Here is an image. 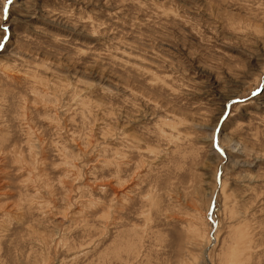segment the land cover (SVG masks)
Masks as SVG:
<instances>
[{"label": "rangeland", "instance_id": "1", "mask_svg": "<svg viewBox=\"0 0 264 264\" xmlns=\"http://www.w3.org/2000/svg\"><path fill=\"white\" fill-rule=\"evenodd\" d=\"M12 12L13 40L0 55V125H8L0 127V153L9 155L0 159L14 179L0 185V222L12 224L10 235L28 237L21 264H64L77 248L87 255L73 264H124L133 253L151 260L147 238L158 231L152 209L177 178L184 188L172 198L170 223L183 228L169 231L164 255L172 264H211L224 241L218 229L225 207L246 204L255 213L264 201V157L245 151L239 138L221 141L227 149L221 156L205 131L229 96L242 101L232 108L230 136L237 125L264 115L251 97L258 83L264 87V0H22ZM21 34L34 41L24 66L8 58ZM145 85L156 97L147 107ZM161 95L170 107L159 103ZM69 101L96 117L88 143L98 151L88 162L103 168L96 179L105 181L97 185L105 193L93 190L102 203L90 210L50 184L84 148L83 117L72 124L63 111ZM70 137L77 142L65 143ZM185 143L188 150L177 147ZM165 144L171 152L161 154ZM69 187L75 192L65 182ZM186 195L197 205L203 197L206 207L211 200L208 220L206 207L185 206ZM235 228L242 238L241 225Z\"/></svg>", "mask_w": 264, "mask_h": 264}, {"label": "clouds", "instance_id": "2", "mask_svg": "<svg viewBox=\"0 0 264 264\" xmlns=\"http://www.w3.org/2000/svg\"><path fill=\"white\" fill-rule=\"evenodd\" d=\"M108 2V0H106ZM125 0H121L123 4ZM128 3L139 4L140 0H127ZM141 7L147 8L148 5H141ZM123 10V9H121ZM123 23L122 20L118 21ZM138 23V22H137ZM118 30V29H117ZM33 38L21 34L16 50L8 54V58L24 66L30 62V59L34 56L33 51ZM27 58V59H26ZM162 67V66H161ZM174 67V66H173ZM169 79H171L169 77ZM147 83V82H146ZM131 89H129L130 91ZM144 104L147 105L155 102L156 97H153L152 91L146 85L142 90ZM159 103L170 107V98L164 95L159 96ZM75 101L66 102V107L63 109L65 115L71 116L70 123L75 124L76 116L83 117L84 132L80 138L84 141V148L82 150L76 151L71 154L72 163L68 166L69 170L60 178V180L51 181L50 184H54L63 193L69 196L75 197L70 203H83L89 210L95 206L102 203L98 196H94L93 190L97 193L103 195L105 189L103 187H97V185H102L105 183L104 180H97L96 177L103 173V168H97L93 164L88 162V158L97 152V147L88 143L91 138L90 128L96 123V117L91 111H79V105L73 107ZM2 109H0V115H4ZM137 116L140 115L139 112L136 113ZM129 119L132 117L129 116ZM44 119V117H41ZM5 129L8 128L7 123L0 125ZM64 131V129H58L59 132ZM145 132L149 133V139L151 137V132L149 129H145ZM9 131L4 134V139L7 138ZM65 135H68L65 133ZM232 138H239L242 148L250 154H257L264 157V115L259 117L253 116V119L248 125H237L233 130ZM185 139H190L186 137ZM77 141L75 137H70L65 140L67 144H75ZM43 143H40L41 151H43ZM97 145H102V141H96ZM184 150L189 149V144L185 143L182 146ZM171 152L168 145H164L160 151L161 154H165V150ZM2 156H8L9 153H0ZM32 156L35 154L32 153ZM43 162V161H42ZM103 162V156L101 159L96 161V164H101ZM7 161L5 159H0V185L4 182H11L14 177L11 175L12 169L6 166ZM195 164V161L189 162L187 167L191 168ZM54 168H59L61 165L53 164ZM151 174V173H150ZM89 177L91 179H89ZM65 182L69 185L75 186V192L71 190V187L65 188ZM173 186L177 190L173 192ZM184 188L183 183L177 178L172 182V185L164 186L159 193V200L157 206L152 209L154 220L158 225V231L155 235L149 239V243L146 246V255H151V260L142 259L137 253H133L134 259H129L124 261V264H172L171 261L164 255V248L162 241L167 239L168 233L172 229H182L183 224L179 221L175 223H170L173 221L174 217L171 214L173 204V196L179 198V192ZM83 194V195H82ZM106 198V197H105ZM58 199L63 203L65 200L64 196L58 197ZM113 204L116 203V198H113ZM184 203L186 207L195 208L199 206L200 208H205L206 204L203 201V197L200 198L199 205L196 204L194 197L185 196ZM51 207V205L49 206ZM199 215V214H197ZM221 226L218 232L224 234L223 244L218 250L214 252V256L211 260V264H264V201L261 202V206L258 212L253 213L250 206L246 204L240 205H229L221 213ZM239 223L243 229V236L240 239H236L235 225ZM12 228V224L5 219L0 222V264H21V248L24 246V241L28 240L26 236L10 235L9 229ZM69 228L67 231H71ZM201 231L206 232L207 229L201 220ZM61 238L65 234V230L61 229L59 231ZM56 236L53 235L51 239L55 240ZM37 244L43 243L42 241H37ZM87 247V244H85ZM139 252H145V247H140ZM77 256H73L71 261H66L64 264H73L78 257H86L87 253L80 251L79 248L76 249ZM83 264H89L85 261Z\"/></svg>", "mask_w": 264, "mask_h": 264}, {"label": "snow or ice", "instance_id": "3", "mask_svg": "<svg viewBox=\"0 0 264 264\" xmlns=\"http://www.w3.org/2000/svg\"><path fill=\"white\" fill-rule=\"evenodd\" d=\"M18 2H22V0H5V3L0 6V11L3 13V23L0 24V55L8 52L10 42L13 40V24H11L10 21L13 15L12 6ZM26 9L27 5H24L23 9L20 11H26ZM20 11H17L16 16L18 19L22 20L23 17L20 16ZM245 97L247 98V94H245ZM251 97L259 103L260 110L264 112V87L258 83L255 89L251 91ZM226 99L227 102L223 103L220 114L216 117V121L205 129L208 133L207 143L221 156L227 152V149L221 146V141L232 139L228 134V128L231 126L229 124V118L232 108L242 103L240 100H233L230 96ZM217 124H219L220 127H217ZM209 208L214 210L211 200L209 205L205 208V220L210 218Z\"/></svg>", "mask_w": 264, "mask_h": 264}]
</instances>
